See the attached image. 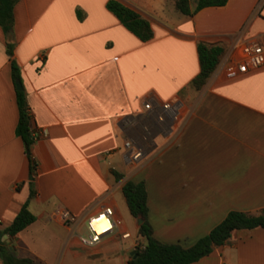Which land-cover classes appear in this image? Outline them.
<instances>
[{
  "label": "crops",
  "instance_id": "0c3cea01",
  "mask_svg": "<svg viewBox=\"0 0 264 264\" xmlns=\"http://www.w3.org/2000/svg\"><path fill=\"white\" fill-rule=\"evenodd\" d=\"M108 1L15 0L12 30L0 27V232L26 202L35 216L16 236L1 237L19 259L128 264L145 239L122 193L127 181L144 183L147 219L163 244L189 248L229 212L264 211V65L235 79L218 68L244 43L264 39V0L196 12L190 0L191 15L176 10L177 0H114L149 22L147 42L118 21ZM199 43L223 52L196 91ZM11 60L31 118L30 158L16 135ZM176 101L194 112L163 132L144 104ZM131 139L146 152L126 165ZM106 208L117 224L89 245L86 222ZM60 210L75 222L64 223ZM192 264H264V229L235 230Z\"/></svg>",
  "mask_w": 264,
  "mask_h": 264
},
{
  "label": "trees",
  "instance_id": "16d2710c",
  "mask_svg": "<svg viewBox=\"0 0 264 264\" xmlns=\"http://www.w3.org/2000/svg\"><path fill=\"white\" fill-rule=\"evenodd\" d=\"M190 0H177L175 8L183 15H191L189 8ZM227 0H195L194 12L205 7H219L225 5ZM15 0H0V27L4 33H9L13 28V8ZM107 9L118 19V21L140 41L147 42L152 38V29L149 22L139 14L125 7L121 3L109 0ZM7 54L12 56L11 45H7ZM200 64L199 74L192 80L191 86L199 91L207 82L216 69L222 48L217 45L199 43L197 47ZM11 72L14 83L21 82L20 72L16 63L11 60ZM16 101L19 111V120L16 128V135L21 138L28 158H30V147L33 138L30 134V115L28 112L25 93L16 89ZM33 169V167H32ZM120 179V175H116ZM128 210L132 217L144 219L139 227V235L145 239L143 248L136 249L128 264H192L203 257L208 256L214 249L223 245L235 230H252L255 228L264 229V211L258 215H251L243 212L232 211L214 227L210 233L200 238L193 246L182 248L178 244H163L157 241L152 235L147 215V194L143 182L127 181L122 187ZM33 196L31 191L30 197ZM35 221V216L28 209L26 202L13 220L12 224L0 232V260L2 264H39L35 258H17L12 250L4 246L1 241L3 235L14 237ZM135 257V258H134Z\"/></svg>",
  "mask_w": 264,
  "mask_h": 264
},
{
  "label": "built area",
  "instance_id": "2783aa9c",
  "mask_svg": "<svg viewBox=\"0 0 264 264\" xmlns=\"http://www.w3.org/2000/svg\"><path fill=\"white\" fill-rule=\"evenodd\" d=\"M263 65L264 39H261L244 43L239 47L238 54L233 61L219 65L218 68L221 67L225 79H235L249 71L257 70ZM144 109L150 113V119L162 126L163 132H168V124L179 119L182 105L178 101L157 104L145 102ZM145 152V147L140 142L133 139L126 141L123 155L125 164L134 165L138 163L144 157ZM58 215L64 223L75 222V218L66 210L58 211ZM112 215V210L106 208L87 220L86 226L90 234L87 240L89 245L99 242L102 236L113 230L117 223L113 220ZM122 237L126 238L128 235Z\"/></svg>",
  "mask_w": 264,
  "mask_h": 264
},
{
  "label": "rangeland",
  "instance_id": "374dc122",
  "mask_svg": "<svg viewBox=\"0 0 264 264\" xmlns=\"http://www.w3.org/2000/svg\"><path fill=\"white\" fill-rule=\"evenodd\" d=\"M201 97H202V93L196 94V103L197 104L202 99ZM193 112H194L193 107H188V109H181L180 116H179V125H180V127L182 125H184V123L186 121L189 120V118H190V116L192 115ZM180 127H179V129H180Z\"/></svg>",
  "mask_w": 264,
  "mask_h": 264
},
{
  "label": "water",
  "instance_id": "95a60500",
  "mask_svg": "<svg viewBox=\"0 0 264 264\" xmlns=\"http://www.w3.org/2000/svg\"><path fill=\"white\" fill-rule=\"evenodd\" d=\"M16 89L19 90V91L22 90V85H21V83L19 81H16ZM143 221H144V219L142 217H139L137 219V224H138L139 227L142 225ZM132 255H133V253H132Z\"/></svg>",
  "mask_w": 264,
  "mask_h": 264
}]
</instances>
